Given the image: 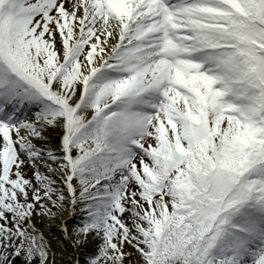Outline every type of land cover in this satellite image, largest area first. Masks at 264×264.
Instances as JSON below:
<instances>
[{
	"label": "snow or ice",
	"instance_id": "6c2138e0",
	"mask_svg": "<svg viewBox=\"0 0 264 264\" xmlns=\"http://www.w3.org/2000/svg\"><path fill=\"white\" fill-rule=\"evenodd\" d=\"M0 264H264V0H0Z\"/></svg>",
	"mask_w": 264,
	"mask_h": 264
}]
</instances>
